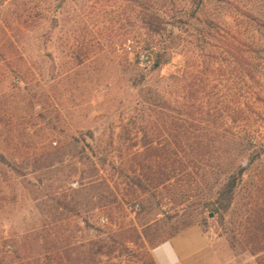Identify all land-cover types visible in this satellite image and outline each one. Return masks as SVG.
I'll use <instances>...</instances> for the list:
<instances>
[{
	"label": "rangeland",
	"instance_id": "obj_1",
	"mask_svg": "<svg viewBox=\"0 0 264 264\" xmlns=\"http://www.w3.org/2000/svg\"><path fill=\"white\" fill-rule=\"evenodd\" d=\"M175 37L169 64H141L139 52L156 57L159 41ZM235 50L245 55V78ZM193 63L211 67L212 107L225 112L242 102L245 144L250 130L264 143V0H0V239L18 240L28 255L12 264H45L47 256L33 255L37 246L25 245L55 230L64 243H84L120 226L158 224L166 236L188 222L166 186L132 194L130 172L117 167H127L144 130L156 142L170 137L167 127L182 112L170 105L169 88L165 97L156 88ZM222 121L224 135L232 120ZM262 165L264 158L248 176ZM175 174L176 198L190 205L192 219H203L224 263L258 264L228 240L244 209L245 182L221 223L199 213L215 181L188 184Z\"/></svg>",
	"mask_w": 264,
	"mask_h": 264
},
{
	"label": "trees",
	"instance_id": "obj_2",
	"mask_svg": "<svg viewBox=\"0 0 264 264\" xmlns=\"http://www.w3.org/2000/svg\"><path fill=\"white\" fill-rule=\"evenodd\" d=\"M158 46L152 62L153 70L166 66L172 54H177L176 37L170 42L163 39ZM232 57L235 64L243 67L245 78V55L235 50ZM200 67L195 63L187 70L176 67L169 77V83L156 88V91L163 92L162 97L166 96L169 88L170 105H176L178 111L182 112V118L178 119L180 121L172 118L167 127L170 137L156 142L144 130V135L129 147L127 167L124 163L117 167L123 173L130 172L127 186L132 194H146L159 186H166L169 200L183 204L182 215L188 222L166 236L160 235L161 227L158 224L144 226L141 230L134 226H120L106 237L84 243L70 240L64 243L61 230H55L54 233L29 238L26 248L38 247L33 255L47 256L45 264H137L142 257L147 264H157L152 250L181 231L199 225L208 234L202 225L203 219H192L190 205L176 198L178 183L174 178L176 171H180L188 184L203 185L215 181L216 185L209 187L200 200L202 209L199 213L209 212L221 223L233 213L238 190L245 182L248 194L242 205L244 209L241 208L242 213L235 221L236 228L230 231L228 240L234 250L249 252L256 257L258 264H264V165L258 174L248 176L263 161L264 143L254 137L255 131L250 130L245 144V105L242 102L225 112L212 107L207 92L211 67L206 65L202 70V66V71H199ZM223 119H231L232 123L228 129H223L225 134L221 135L219 130L225 127ZM206 123L215 126L218 133L214 135L217 136L209 135L211 132H208ZM139 132L140 129L136 131L137 136ZM117 201L114 197L112 202ZM64 206L68 207L66 204ZM19 247L18 240L0 239V264L16 263L19 258L28 256L26 253L23 255ZM26 252L30 255L31 251Z\"/></svg>",
	"mask_w": 264,
	"mask_h": 264
},
{
	"label": "crops",
	"instance_id": "obj_3",
	"mask_svg": "<svg viewBox=\"0 0 264 264\" xmlns=\"http://www.w3.org/2000/svg\"><path fill=\"white\" fill-rule=\"evenodd\" d=\"M152 254L157 264H225L219 249L199 225L158 245Z\"/></svg>",
	"mask_w": 264,
	"mask_h": 264
},
{
	"label": "built area",
	"instance_id": "obj_4",
	"mask_svg": "<svg viewBox=\"0 0 264 264\" xmlns=\"http://www.w3.org/2000/svg\"><path fill=\"white\" fill-rule=\"evenodd\" d=\"M138 58H139V60H140L142 65H150L154 61L155 55H154V53L141 51V52L138 53ZM71 186L74 187V188L78 187L79 186V181L72 182ZM139 207H140V205L136 204V205L132 206L131 209L136 211V210H138ZM100 221H101L102 224H107L108 223V218L105 217V216H102L100 218Z\"/></svg>",
	"mask_w": 264,
	"mask_h": 264
}]
</instances>
